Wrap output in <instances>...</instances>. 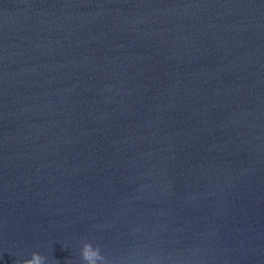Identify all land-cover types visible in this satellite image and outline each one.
<instances>
[{
  "label": "water",
  "instance_id": "obj_1",
  "mask_svg": "<svg viewBox=\"0 0 264 264\" xmlns=\"http://www.w3.org/2000/svg\"><path fill=\"white\" fill-rule=\"evenodd\" d=\"M264 264V0H0V264Z\"/></svg>",
  "mask_w": 264,
  "mask_h": 264
},
{
  "label": "clouds",
  "instance_id": "obj_2",
  "mask_svg": "<svg viewBox=\"0 0 264 264\" xmlns=\"http://www.w3.org/2000/svg\"><path fill=\"white\" fill-rule=\"evenodd\" d=\"M81 255L83 259L87 261V264H95V260L93 259V257H95L97 253L94 252L89 245H84ZM15 264H48V261L42 254L32 252L30 258L16 261ZM54 264H56L55 261Z\"/></svg>",
  "mask_w": 264,
  "mask_h": 264
}]
</instances>
